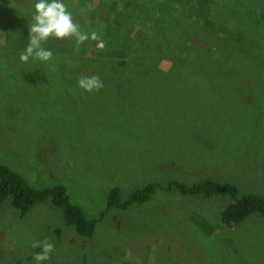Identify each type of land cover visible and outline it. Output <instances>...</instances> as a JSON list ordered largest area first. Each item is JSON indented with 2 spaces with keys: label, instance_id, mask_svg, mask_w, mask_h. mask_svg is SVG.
I'll return each mask as SVG.
<instances>
[{
  "label": "rangeland",
  "instance_id": "obj_1",
  "mask_svg": "<svg viewBox=\"0 0 264 264\" xmlns=\"http://www.w3.org/2000/svg\"><path fill=\"white\" fill-rule=\"evenodd\" d=\"M100 1L64 3L84 32L106 16L103 6L118 2L115 14L128 8L129 46L134 47L144 39L136 34L137 24L154 26L159 3L165 12L174 0ZM6 2L2 21L15 30L1 43L24 50V43L14 44V33L29 34L35 0ZM248 2L215 0L209 12L215 28L223 24L230 35L224 44L228 57L213 49L219 60L228 59L222 73L215 63L201 64L194 57L176 65L161 60L160 77L130 75L131 67L116 73L102 58L96 63L75 58L72 38L44 42L53 52L47 62L22 63L0 47V164L34 189L63 186L87 218H101L88 239L50 201L36 204L24 217L4 202L0 264H38L33 253L42 249L31 245L44 239L54 251L39 264H264V215L252 214L231 229L220 226L229 196L207 199L157 190L148 202L127 209L107 205L114 187L126 201L154 182L210 179L235 184L238 197L264 193V0ZM199 39L191 37L206 48ZM101 49L91 46L82 58H95ZM92 75L103 81L101 90L77 86L78 78ZM157 88L160 92L153 91Z\"/></svg>",
  "mask_w": 264,
  "mask_h": 264
},
{
  "label": "trees",
  "instance_id": "obj_2",
  "mask_svg": "<svg viewBox=\"0 0 264 264\" xmlns=\"http://www.w3.org/2000/svg\"><path fill=\"white\" fill-rule=\"evenodd\" d=\"M214 1L205 0V2H201V0H199L198 2V0H181L180 2H175L174 0L170 2L169 5H166L167 8L165 7V12H162L164 10V5L160 2L159 8L161 14L155 16L154 26L143 28V26L137 24L139 28L136 27V29H138L139 32L136 31V34H142L141 36H143L144 39L138 42V45H133L134 47L129 46L131 34V29L127 26L131 21L129 10L123 7V10L120 9L119 13L115 14V10H117L119 6L118 2L113 1L110 6H103L106 8V16L97 23V27L95 21V24L87 31L88 33L93 31L97 32L100 38L105 42V47L101 50H97V57L83 59L82 56L90 51L91 46H97V41L88 40L87 44L91 45L90 47H86L85 43L77 47L73 40L74 38H72L71 42L74 44L72 49L73 56L81 62L85 61L90 63H96L97 58H102L105 60V64H113L116 67V73L121 72L127 67H131L133 69H130V75L135 74L143 78L162 76L161 74L164 72L158 68V64L163 59H169L172 65H176L178 62L185 64L189 57H194L197 60L199 59L201 64L203 60L213 62L219 66L220 72L222 73L228 65V59L219 60L215 56L213 49L214 47L221 48V50L216 51L228 57V52L224 44L228 43L230 35L225 32L226 29L223 24L220 25V29L215 28L212 24V18L209 12L212 10ZM240 1L242 3L247 1V3L250 4L248 0ZM6 3V0H0V47H4L6 51L9 50V54L11 55L19 56L23 48L14 46L7 48L4 43H1L6 39V42H8L9 32L12 33V31L15 30V28L4 27V22L2 20H5L3 14H7L3 13L6 11ZM100 3L106 5L103 0L100 1ZM229 6L231 5H226V7H224L228 13L231 11ZM9 8L10 10H14L11 4H9ZM241 8L243 9V5ZM96 11L97 10L91 11L92 17H95ZM32 12L33 9L31 15ZM252 12H254L253 9ZM160 15L162 17H160ZM164 21L169 25H175V27L172 26V28H169L163 23ZM158 23L159 25H157ZM164 30L167 31L165 34L161 32H164ZM175 30L179 31L180 41L176 39ZM128 31L130 32L128 33ZM20 34V30L14 33V44H16V42L24 43L25 49L28 44V35L24 32L23 36ZM192 36H194L195 39L200 38L199 40L204 41L207 47L205 48L196 42L194 43L191 40ZM215 39L218 40L216 44L214 43ZM165 40L167 42H165ZM133 50L135 54L129 58L128 55L134 53ZM3 54L8 56V52H3ZM113 57L118 60L112 59ZM150 60H153V63H150ZM221 66H223V68ZM120 85L122 84L120 83ZM154 86L155 85L152 84V89ZM140 90L142 92H147L150 89ZM159 90L160 89L157 88L153 91L157 92ZM157 190L170 193L176 192L181 196L202 197L207 199L229 196L232 201L220 212L219 216V224L224 228L231 229L237 227L252 214L264 215V193H247L238 197L239 190L235 184L218 182L217 180L210 179L192 184L177 181H172L167 184L150 183L145 185L141 190L136 191L126 201L121 200L120 189L114 187L108 194L107 205L108 208L115 207L127 209L133 203L148 202ZM47 201H50L54 207L62 211L65 222L68 225H72L79 236L88 239L93 236L97 221L101 218H87L80 207L73 205L69 201L67 191L63 186H55L41 190L34 189L20 173L4 164H0V208L4 202H9L10 205L19 212L20 217H24L33 206ZM101 216H103V214ZM13 264L18 263L16 262Z\"/></svg>",
  "mask_w": 264,
  "mask_h": 264
},
{
  "label": "clouds",
  "instance_id": "obj_3",
  "mask_svg": "<svg viewBox=\"0 0 264 264\" xmlns=\"http://www.w3.org/2000/svg\"><path fill=\"white\" fill-rule=\"evenodd\" d=\"M32 23L29 25L28 44L19 53V60L26 63L29 59L47 62L53 58V52L43 47V43L49 38L66 39L74 38L77 47L85 41H97V47H105V42L100 35L93 31L91 33L81 30L79 23L75 22L72 12L64 0H35L32 5ZM77 86L85 92L99 91L104 87L103 81L98 75L81 76L78 78ZM32 248H41L42 251L34 252L33 258L36 262L50 259L54 251V244L48 239L35 241Z\"/></svg>",
  "mask_w": 264,
  "mask_h": 264
}]
</instances>
